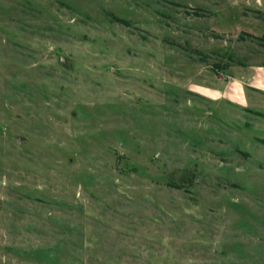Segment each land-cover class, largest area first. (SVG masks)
<instances>
[{"label": "rangeland", "instance_id": "374dc122", "mask_svg": "<svg viewBox=\"0 0 264 264\" xmlns=\"http://www.w3.org/2000/svg\"><path fill=\"white\" fill-rule=\"evenodd\" d=\"M255 86L264 0H0V264H264Z\"/></svg>", "mask_w": 264, "mask_h": 264}, {"label": "crops", "instance_id": "0c3cea01", "mask_svg": "<svg viewBox=\"0 0 264 264\" xmlns=\"http://www.w3.org/2000/svg\"><path fill=\"white\" fill-rule=\"evenodd\" d=\"M234 80V78L231 80V81H233ZM253 89H256L257 90V92H262V93H264V86H255Z\"/></svg>", "mask_w": 264, "mask_h": 264}, {"label": "trees", "instance_id": "16d2710c", "mask_svg": "<svg viewBox=\"0 0 264 264\" xmlns=\"http://www.w3.org/2000/svg\"><path fill=\"white\" fill-rule=\"evenodd\" d=\"M118 22H121L123 24H129L127 21L121 20V19H117ZM240 65H244L243 63H240Z\"/></svg>", "mask_w": 264, "mask_h": 264}]
</instances>
